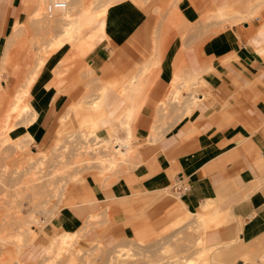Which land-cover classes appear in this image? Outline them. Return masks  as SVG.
<instances>
[{"label":"crops","instance_id":"0c3cea01","mask_svg":"<svg viewBox=\"0 0 264 264\" xmlns=\"http://www.w3.org/2000/svg\"><path fill=\"white\" fill-rule=\"evenodd\" d=\"M38 1L0 0V61L9 34ZM176 6L184 30L156 36L155 18L126 0L107 10L105 36L89 54L77 55L68 44L53 52L31 85L28 102L37 116L26 133L39 145L62 120L95 126L100 141L128 148L135 163L110 185L89 177L71 191L54 220L64 232L79 235L83 220L97 222L104 215L96 212L107 209L110 223L142 239L181 210L195 221L205 217L207 244L239 239L252 248L264 237V0H177ZM25 61L20 72L27 74L33 62ZM176 75L181 83L193 81L189 91L179 83L181 103L169 98ZM88 96L92 110L83 104ZM163 101L171 119L157 135ZM116 127L125 130L121 136L112 133ZM176 183L188 188L178 198L167 194Z\"/></svg>","mask_w":264,"mask_h":264},{"label":"rangeland","instance_id":"374dc122","mask_svg":"<svg viewBox=\"0 0 264 264\" xmlns=\"http://www.w3.org/2000/svg\"><path fill=\"white\" fill-rule=\"evenodd\" d=\"M122 1L126 0H69V2L67 0L68 9L73 14V19H76L75 21L79 20L80 15H83L85 11L96 12L105 3L109 9L110 6ZM127 1L143 7L155 18L154 33L156 36L164 35L171 30L185 29L177 11V0ZM38 2H41L43 7L42 19L33 21L29 17L23 25L14 28L7 38L5 51L8 52L11 62L0 73V126L12 104L14 94L20 90L25 78L36 67L38 59L44 57L43 59L46 60L57 51L51 44L64 29L61 23L63 12H54L50 16L46 10V0ZM94 28V25L84 27L82 35L89 34ZM218 29L220 27L215 28V32ZM73 43L66 44L75 53L77 52V55L80 54L79 49ZM30 59L33 62L30 71L27 74L21 73L25 67H20V65ZM1 64L2 60L0 67ZM86 78L87 83L93 82L92 76L87 74ZM88 85L86 86L90 88ZM189 89L190 87L187 91ZM171 96L172 92L169 98L173 101ZM25 99L29 101V96ZM85 101L83 103L85 108L92 110L87 103L93 99L88 96ZM182 101L180 94L178 103ZM163 104L158 108L159 116L154 122V134L157 135L171 119V107L165 101ZM184 110L185 115L190 114L189 103H186ZM11 117V125L16 127L14 132L9 133L10 137L14 140L21 137L24 141L21 149L17 148L13 141H8L6 145L0 147V237H5L8 241L0 242V264H148L164 258L162 252L167 249L166 247L172 250L174 255L189 257L188 259L191 258L190 256L192 258L196 256L195 253L199 250L197 247H200L201 238L206 235L207 229L200 227L194 218L184 214L181 210H177L179 215L183 214L180 218L172 220L174 222L171 221L172 223L163 226L154 234L139 239L127 237L115 224L110 223L106 215L108 214L107 209H101L96 214L104 216L97 222H89L88 218L83 220L78 229L82 236L72 248L57 258L53 256L47 260L48 249L46 247H49L47 245H50L51 240L64 232L54 220L58 219L65 205L64 200L69 193L89 177H98L105 184L110 185L135 163L130 158L126 162L117 163L111 170L105 171L103 166L95 160L94 154H86L82 151L85 146L97 141L94 137V139L86 138L83 129L76 126L70 127L73 124L62 120L58 123L53 136L38 145L26 141V134L29 133H26V128L29 125L22 124V122L26 121L27 117H19L18 113L12 114ZM124 131L122 127H116L112 133L114 136H121ZM4 137L5 135L0 138ZM99 149L103 150L104 147L100 146ZM110 149L112 150V147ZM41 157L44 163L42 167L36 169L35 161L41 160ZM167 194L178 198L171 190ZM181 219L184 220L181 224L176 223ZM19 233L22 235V242L13 240L14 236ZM208 244L212 248L207 255V264H244L242 262L244 259L245 264H264V237L258 245L252 248L245 246L239 239L220 245H213L210 242ZM121 247L131 249V257H118L117 251ZM160 263L170 264L162 261Z\"/></svg>","mask_w":264,"mask_h":264},{"label":"bare ground","instance_id":"6f19581e","mask_svg":"<svg viewBox=\"0 0 264 264\" xmlns=\"http://www.w3.org/2000/svg\"><path fill=\"white\" fill-rule=\"evenodd\" d=\"M62 1L67 2V0H62ZM68 2H69V0H68ZM92 3H93V1H92ZM99 8H100L99 10H96V12H93V13H91L89 10L88 11H85V13H83V15H80L81 17L79 18V20L77 19V21H75L76 19L75 20L73 19V14H71L70 9H68V7L65 10L61 11V12H63V17L61 18L62 19L61 23H63L62 24L63 25L62 28L64 27V29L60 32V35L59 36L55 37V39H54L53 42L51 41L52 42L51 46L53 48H56V50H58L62 46H64L66 43H73V42H75L73 44H75V46L79 49L78 52H80V55L89 54L90 51H92L93 48H94V46H95V41L97 39H99L104 34L103 33L104 32V25H105L104 24V17H105V14L107 12V9H108L107 8V3H105L102 7H99ZM42 15H43V7H42V4L40 2L38 4L37 8L35 9L34 13L30 17L33 19V21L34 20L37 21V20H41L42 19ZM74 16H76V15H74ZM218 17L221 18V19H223V18L226 17V14L224 12H221L220 11V14H219ZM31 22H32V20H31ZM90 25H94L95 28L89 34L83 36L82 35V29L84 27H87L88 28V26H90ZM104 36H105V34H104ZM72 47H74V46H72ZM43 58L38 59L39 61H37L38 63L36 64V67H34L33 70L31 71V73H29L28 76L25 78L26 80L21 85L20 90L18 89L19 91L16 94H14L15 96H14L12 102H11L12 103L11 106H10L7 114L5 115L4 119L2 118L3 120H2V125L0 126V137L1 136L3 137L4 135H5V137L4 138H0V147L6 145L8 141L15 142L14 143L15 146L17 148H19V149H21L23 147V141L24 140L22 141L21 140V137H18L16 140H14L9 135V133L15 131V127H16V126H12L11 125V118H12L11 116L14 113H18V116L19 117H27V120L24 121V122H22V124H25V125H30L31 123H33L35 121L37 115L35 114V112L33 111L32 107L30 106L29 102L26 101L25 98H27L29 96L31 85L35 81V79H36V77H37L40 69L42 68V66L44 65V63L46 61ZM8 61H9V57H8V53H7L5 55L3 61H2V68L0 69V73H1L2 69L5 70L6 66L8 65ZM154 63L157 65L158 64V61H156ZM178 75H180V74H178ZM181 78H182L181 76H177L176 75L175 80L173 82V85H177V86H174L177 89L174 90V88L172 86L173 91H171L172 92V96H171L172 98L171 99L173 100V102H177V103L179 102V98H180V94H181V90L178 88L179 87L178 86L179 83H181L180 82V79ZM191 82L193 83V81L187 80V81L181 83V87L180 88H183V87L184 88H189V87H191ZM184 88H183V90H184ZM103 89H105V87ZM103 92H104V90L102 91V93ZM92 104H95V103H92ZM98 106H99V103L95 105V108L98 107ZM131 116H132V114H131ZM122 118H123V116H122ZM129 122H130V119H129ZM14 125H16V124H14ZM82 129L85 132L84 135L86 136V138H89L90 139V138H93L94 137V138L97 139V141L94 142L93 144L91 143V145L85 146V149L82 150V151H85L86 154H89V153L92 154V155L94 154L95 155V160H97V163H100L103 166V170L109 171L112 168H114L117 165V163H123V162H126V160H128L127 158L130 155L129 154L130 153V150L128 148L122 149L123 147H121V145L118 148H115V145L116 144H112V146H108V145L104 144V142H102V141L99 140V138L97 136V128L95 126L83 127ZM25 138H26V141H31V142L33 141V136H32L31 133L26 134V137ZM127 143H129V142H127ZM98 144H100V145H98ZM100 146L101 147L103 146L104 149L103 150H100L99 149L100 150L99 151L98 148ZM111 147H112V150L110 149ZM41 158H42L41 160L35 161V165H36L35 167H36V169H38L39 167H42V165L44 163L43 157H41ZM209 214H207V215H209ZM201 216L200 217L198 216L199 219H196V220L197 221L199 220L198 222L200 224L199 223L198 224L202 228L205 229V227L207 226L206 225V221H205V217L203 216L204 217L203 218ZM79 235H77V232H76V234L75 233L74 234L73 233H69V232H63L62 234L58 235L53 240H51L52 242L51 243L49 242L50 245H47L49 247H46L48 249V251H47L48 259L47 260H49L50 257L53 258V256L57 258L63 252H65L68 249L72 248L73 245L77 241L80 240V236ZM21 236L22 235L19 233L18 235L14 236L13 240L15 239V241H18V242L21 241L22 242V240H21L22 237ZM201 240H200L201 241V244L199 245L200 247L199 248L197 247V250L199 249L198 252H196V250L194 248V250L196 252V253L194 252L195 255H196L194 258H192V256H190L191 257L190 259H188L189 257H187V258L185 257L186 258L185 259L184 257H181L178 254H175L174 255L172 253V250H170L168 247H166L167 249H164V251L162 252V253H164L163 254L164 256H162L164 258L161 257L162 259H159V260H157L155 262H152V263L149 262L148 264H161L160 263L161 261L162 262H168L170 264H200V263L201 264H207V262H208L207 255H208L209 250L211 249V247L207 245V243H206V241L204 239V236L201 238ZM5 241H7V239L5 237H0V242H5ZM11 242H13L12 239H11ZM15 243H17V242H15ZM195 245H196V243L194 244V246ZM128 247H121L117 251L118 257H121V258L122 257L123 258L129 257L132 254L131 253L132 250L129 249ZM19 248H21L20 245H19ZM19 248H17V249H19ZM191 253H193V252H191ZM183 259H185V260L181 262V260H183ZM45 261H44V263H45ZM71 261H73V260H71Z\"/></svg>","mask_w":264,"mask_h":264},{"label":"built area","instance_id":"2783aa9c","mask_svg":"<svg viewBox=\"0 0 264 264\" xmlns=\"http://www.w3.org/2000/svg\"><path fill=\"white\" fill-rule=\"evenodd\" d=\"M68 7V3L62 0H46L47 13L52 16L54 12L63 11ZM188 190L187 187L181 186L179 183L173 187V193L180 197L184 192Z\"/></svg>","mask_w":264,"mask_h":264}]
</instances>
